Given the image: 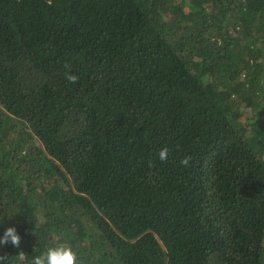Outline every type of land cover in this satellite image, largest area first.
<instances>
[{"label": "trees", "instance_id": "trees-1", "mask_svg": "<svg viewBox=\"0 0 264 264\" xmlns=\"http://www.w3.org/2000/svg\"><path fill=\"white\" fill-rule=\"evenodd\" d=\"M8 227L0 264H264V0H0Z\"/></svg>", "mask_w": 264, "mask_h": 264}, {"label": "clouds", "instance_id": "clouds-1", "mask_svg": "<svg viewBox=\"0 0 264 264\" xmlns=\"http://www.w3.org/2000/svg\"><path fill=\"white\" fill-rule=\"evenodd\" d=\"M68 67V65H66ZM67 80L69 83L75 84L79 81V76L75 74H68ZM169 155V149L167 147L161 149L158 153L161 161H167ZM191 157L185 156L181 161L182 164L188 165ZM149 166L152 164L149 162ZM11 243L15 247H19L21 243V236L17 232L15 227H8L2 238H0V244ZM7 258L0 256V262ZM25 254L21 252L17 255L16 264H24ZM29 264H79L78 253L69 245L64 243H55L53 246L48 247L41 254L33 256Z\"/></svg>", "mask_w": 264, "mask_h": 264}]
</instances>
